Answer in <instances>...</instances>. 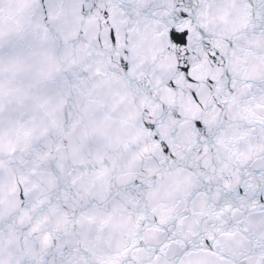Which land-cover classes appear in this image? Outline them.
Masks as SVG:
<instances>
[{"label": "snow or ice", "instance_id": "1", "mask_svg": "<svg viewBox=\"0 0 264 264\" xmlns=\"http://www.w3.org/2000/svg\"><path fill=\"white\" fill-rule=\"evenodd\" d=\"M0 264H264V0H0Z\"/></svg>", "mask_w": 264, "mask_h": 264}]
</instances>
